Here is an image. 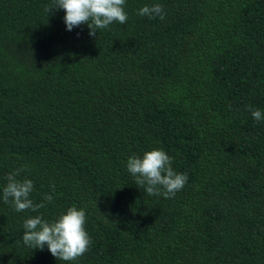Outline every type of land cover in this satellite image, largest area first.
<instances>
[{"label": "trees", "instance_id": "obj_1", "mask_svg": "<svg viewBox=\"0 0 264 264\" xmlns=\"http://www.w3.org/2000/svg\"><path fill=\"white\" fill-rule=\"evenodd\" d=\"M49 0H0V196L23 169L37 212L0 199V264H264V0H125L128 21L67 31ZM160 4L163 20L137 15ZM152 149L188 181L149 196ZM53 196L52 202L43 200ZM86 212L89 250L57 261L23 223Z\"/></svg>", "mask_w": 264, "mask_h": 264}, {"label": "clouds", "instance_id": "obj_2", "mask_svg": "<svg viewBox=\"0 0 264 264\" xmlns=\"http://www.w3.org/2000/svg\"><path fill=\"white\" fill-rule=\"evenodd\" d=\"M125 0H49L45 12L55 13L63 9V22L67 31L87 25L89 36H96L98 29H106L113 23L125 24L128 14L124 10ZM137 15L149 19L165 18V12L160 4L144 5ZM254 120L261 121L264 114L259 109H249ZM127 171L134 177L135 184L143 188L149 196H162L165 199L174 198L188 181L187 174L177 173L172 169V157L163 149L146 151L142 156L132 155L126 162ZM23 169L16 170L6 176L7 184L2 189L0 199L10 204L14 211H39L45 203H33L30 194L34 189L32 180H18ZM45 202H52L53 196L46 194ZM86 212L75 206L68 207L65 213L55 220L48 221L42 215L26 219L22 225L23 245L48 252L57 261L73 262L83 256L90 247L91 238L85 229Z\"/></svg>", "mask_w": 264, "mask_h": 264}]
</instances>
